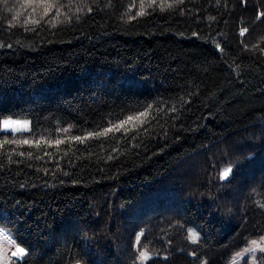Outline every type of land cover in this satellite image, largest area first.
Segmentation results:
<instances>
[{
    "label": "trees",
    "instance_id": "1",
    "mask_svg": "<svg viewBox=\"0 0 264 264\" xmlns=\"http://www.w3.org/2000/svg\"><path fill=\"white\" fill-rule=\"evenodd\" d=\"M60 3L48 16L0 3V117L30 121L0 139L67 141L152 114L126 135L0 148V225L20 264H140L141 232L143 264H231L264 235V0L145 4L135 20L132 0Z\"/></svg>",
    "mask_w": 264,
    "mask_h": 264
},
{
    "label": "snow or ice",
    "instance_id": "2",
    "mask_svg": "<svg viewBox=\"0 0 264 264\" xmlns=\"http://www.w3.org/2000/svg\"><path fill=\"white\" fill-rule=\"evenodd\" d=\"M10 0H0V3L4 5H8ZM241 2L245 5L248 4L249 0H241ZM16 4H19L20 8H23L26 10L27 7H31L32 12H36L37 7H40L42 9L43 16H48L49 12L53 8H59L63 5L60 3V0H15ZM185 3V0H139V11L135 15H130L132 8L137 7V4L135 0H132V3L129 4L127 11L124 13V15L128 16L130 20H135L138 16H144L148 13L145 10V4L149 8H152L153 11L156 10V7H159L160 10L164 9V5L167 4L168 8H173L174 5H183ZM7 10L9 12H12L14 10V7H8ZM79 11V9H78ZM89 12L92 11L91 8L88 9ZM23 15L21 11H17L15 14L14 20H19L20 17ZM123 18V17H121ZM209 20L215 21L216 17L209 16ZM256 21H260L264 19V11H257ZM51 22V21H49ZM25 24L31 23V24H39L40 21L36 19H32L31 15L24 20ZM14 26V25H13ZM35 30V29H32ZM249 29L248 27H241L239 30V35L244 36L246 33H248ZM193 35H198L197 33H193ZM5 45L0 44V47H4ZM7 47L11 48L12 45L9 44ZM216 48L220 53H224L226 49L219 43H216ZM245 48H247V45H245ZM261 51H264V49H261ZM231 67V65H229ZM172 112L178 111L177 108L174 106L171 108ZM152 110L151 109H145L144 111H141L139 113H134L132 115H128L125 119L119 120L118 123L109 122L108 127H104L102 130L98 131H91L88 132L87 135H76V136H69L68 140H63L56 138L54 140H48L41 136L39 139H10L8 135L3 136L2 139H0V148L5 147V145H29L31 147H35L37 149H40L42 145L47 147L56 146L59 147L62 144H65L69 141H75V142H83L84 140H89L92 138H100V137H107L109 133L114 132H120L121 130H125V126L129 124L136 123V126H143L148 122V118L151 116ZM29 121H21L19 119H12V118H2L0 117V133H12L16 132L19 133L22 130H28L29 129ZM60 131L64 133H68L69 129L64 128L60 129ZM124 134H127V130H125ZM17 156H25L24 152H17ZM27 158H32L33 153L31 151L27 152ZM45 155H49V153L45 152ZM36 159H43L42 156H36ZM11 156H9V160L11 161ZM67 174V173H65ZM233 169L231 167H226L223 172L220 174V178L223 180L229 179L230 175H233ZM261 208H264V203L259 204ZM144 235L143 232H141L136 237V246L138 247V255L136 257L137 260L140 261H149L150 259L154 258V254L150 251L147 244L141 245V237ZM0 236H2L5 240H7L11 244H15V240L12 239L7 233H5L3 230H0ZM188 239H190L193 243H196L199 240V234L195 230H189ZM251 247L245 248L243 250V253H249V252H255L257 249L261 253H264V247H261V243H264V235H261L258 239H252L251 240ZM243 253H237V255H242ZM0 255H2V252H0ZM12 257H24L26 255V249L22 246H17L15 248V251L11 253ZM193 257L197 255L196 252L190 253ZM166 259V257H165ZM253 260L256 261L257 257H253ZM15 264H19V261H16ZM202 264H207V261H202ZM260 264H264V256L260 258Z\"/></svg>",
    "mask_w": 264,
    "mask_h": 264
},
{
    "label": "rangeland",
    "instance_id": "3",
    "mask_svg": "<svg viewBox=\"0 0 264 264\" xmlns=\"http://www.w3.org/2000/svg\"><path fill=\"white\" fill-rule=\"evenodd\" d=\"M12 119H15V118H12ZM21 121H29L27 119H19ZM30 122V121H29ZM29 128H30V123H29ZM0 230H3L5 233H7L12 239H14L13 237V234L5 229L3 226L0 225ZM194 230V229H192ZM255 239H258V238H255ZM15 240V239H14ZM16 242V240H15ZM251 242V241H250ZM249 242L248 245L244 246L241 250H239L238 252L239 253H243V250L245 248H248V247H251V243ZM17 246H22L24 247L23 245L19 244L18 242H16L15 244H11L9 243L7 240H5L2 236H0V252H2V255H0V264H15L16 261H19V264H20V261L22 260L23 257H12L11 253L13 251H15V248ZM261 247H264V243H261ZM25 248V247H24ZM237 252V253H238ZM258 252H259V249H257L255 252H249V253H243L242 255H237V253L234 255L233 257V261L231 264H239L244 258L248 259L249 261V264H257L258 262ZM253 257H257V260L254 261L253 260ZM140 264H143L145 263L146 261H140L138 260Z\"/></svg>",
    "mask_w": 264,
    "mask_h": 264
}]
</instances>
